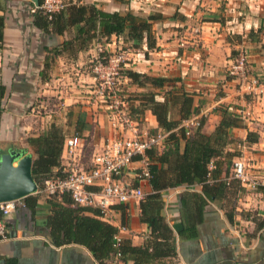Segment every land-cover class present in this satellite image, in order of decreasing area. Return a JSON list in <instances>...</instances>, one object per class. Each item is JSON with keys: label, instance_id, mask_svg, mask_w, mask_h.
Wrapping results in <instances>:
<instances>
[{"label": "crops", "instance_id": "1", "mask_svg": "<svg viewBox=\"0 0 264 264\" xmlns=\"http://www.w3.org/2000/svg\"><path fill=\"white\" fill-rule=\"evenodd\" d=\"M0 1L3 6L0 82L4 86L0 145L4 149H24L32 159L34 154L26 138L54 124L63 140L76 134L80 141L72 158L64 156L62 141L60 168L88 166L93 153L114 135L103 104L92 94L90 64L99 46L109 55L121 52L125 69L168 78L164 89L186 92L192 99L190 116L202 118L204 133L214 129L220 109H231L241 126L230 129L238 141L224 149L237 155L219 160L217 176L229 178V165L238 156L244 159L250 172L264 175V94L257 98L239 96L227 72L230 57L243 45L250 71L264 84V0H71L94 3L107 12L129 10L141 17L158 12L169 23L159 20L153 24L156 35L153 50H146L145 45L130 48L120 36L112 34L102 44L92 41L86 49L51 54L47 61L44 48L57 46L70 33H46L33 26L32 9L26 0ZM174 12L178 18L172 17ZM159 24L168 26L157 30ZM123 82L131 96L144 90L127 80ZM164 89L156 95L157 100H162ZM168 112L170 118L178 119L177 108H169ZM138 116V130H161L148 109ZM247 131L257 135L256 142H244ZM156 149L161 151L162 144ZM136 166L137 163L129 165L122 179L138 184L144 194L150 188L146 181L135 180ZM260 187L263 186L249 191L236 185L230 197L232 204L227 207L228 210L233 205L231 223L219 201H205L197 207L183 199L184 192L198 194V184L161 191V213L175 237V254L161 260L163 264H264V190ZM35 195L34 208L26 206L24 198H20L23 205L3 217L5 236L0 238V257L7 264H98L80 244L56 245L49 240L45 219L50 208L46 196L35 192L27 196ZM182 199L187 202L183 208ZM83 214L91 215L89 211ZM138 214L137 203L128 201L111 205L106 216L99 219L117 227L118 238L142 246L149 228L139 221ZM182 215L193 220V231H187L190 221ZM182 227L185 236L176 232ZM115 264L132 261L117 260Z\"/></svg>", "mask_w": 264, "mask_h": 264}, {"label": "trees", "instance_id": "2", "mask_svg": "<svg viewBox=\"0 0 264 264\" xmlns=\"http://www.w3.org/2000/svg\"><path fill=\"white\" fill-rule=\"evenodd\" d=\"M27 2L32 9L33 26L46 33L59 35L64 31L70 33L57 46L44 48L46 50L44 61H47L51 54L56 55L61 51L71 53L73 49H86L92 41L102 44L112 34L120 36L130 48L145 45L146 50H153L156 48L153 24L164 18L158 12H150L145 17L135 15L129 10L107 12L94 3H78L71 0H64L62 9L48 15L34 7L30 1ZM0 10H3L1 1ZM175 15L177 16L176 12L172 17ZM2 28L1 14L0 47ZM98 54L108 56L105 51ZM102 62L105 63L106 59H102ZM121 72L129 83L144 89L125 97L129 117L140 121L138 115L148 109L157 125L167 133L161 151L158 152L156 147H151L145 152L149 161V177L146 182L150 191L143 194L137 205L138 219L148 225V236L142 246L132 245L128 239L123 238H118L116 241L117 227L100 220L101 214L97 208L73 205L69 195L62 193L45 199L50 208L45 219L48 237L56 245L71 242L84 246L98 264H111L110 259L113 260L116 253H118L117 259L122 263L130 260L132 264H163L161 260L175 254L174 233L161 213L163 205L161 191L164 189L177 185L198 184L200 192L198 194L184 192L183 199L194 203L197 207L204 205L205 201L217 200L224 208L223 214L226 220L232 222L233 205L228 210L227 207L232 204L230 197L234 194L236 185L237 188H242L236 179H220L217 176V165L219 160H228L237 155L224 148L227 144L238 141L230 134V129L241 126V123L232 111L224 108L220 109V119L210 133L201 130L202 118H200V126L185 134V130L179 127V124L190 116L192 99L186 92L175 88L164 89V85L169 81L165 77L131 69H123ZM161 89H164L163 98L157 100L156 95ZM3 96L4 86L0 82V114ZM131 100H136L137 103L133 104ZM173 107L177 108L178 119L169 116V108ZM256 140L255 133L246 132L244 142L252 143ZM62 141L63 135L54 124L40 134L26 138L30 152L34 154L30 173L37 185L46 178L61 175L59 162ZM180 142H182L181 146ZM54 168L55 171H52ZM260 188L264 190V186ZM23 198L26 206L34 208L36 195ZM183 199L180 200L182 208L187 204ZM84 211H89L91 215L83 214ZM182 218L190 221L187 231H193V220L183 215ZM176 232L178 235L186 234L184 227ZM6 261L0 257V264H7Z\"/></svg>", "mask_w": 264, "mask_h": 264}, {"label": "built area", "instance_id": "3", "mask_svg": "<svg viewBox=\"0 0 264 264\" xmlns=\"http://www.w3.org/2000/svg\"><path fill=\"white\" fill-rule=\"evenodd\" d=\"M63 6L64 0H40L34 7L49 15ZM101 52L103 50L98 46L97 55L90 64L94 83L92 94L103 104L114 135L103 143L100 150L93 153L86 168L61 169V175L46 178L37 185L35 193L46 197L65 193L69 195L73 205L95 207L104 217L111 205L128 201L137 203L143 197L141 187L123 180L122 176L129 165L137 163L134 178L137 183L145 182L149 177V161L145 152L151 147L160 146L167 133L162 130H138L137 121L132 120L127 113L126 94H123L122 88L123 81L127 78L120 72L123 67H117L120 60L124 66L123 54L118 52L114 56L105 57L99 56L98 53ZM247 56L245 46L240 45L230 57L227 72L232 77L239 96L250 95L257 98L264 94V84L250 71ZM102 59H106V62L103 63ZM198 126L200 121L197 115L189 116L179 124L185 134ZM79 142L76 134L63 140V153L66 158L74 156ZM229 178L236 179L241 188L249 191L264 186V175L250 172L240 156L231 161ZM19 199L0 201V238L5 236L2 219L16 206L23 205ZM115 238L117 241L118 237ZM117 257L118 253L114 255L111 264L117 262Z\"/></svg>", "mask_w": 264, "mask_h": 264}, {"label": "water", "instance_id": "4", "mask_svg": "<svg viewBox=\"0 0 264 264\" xmlns=\"http://www.w3.org/2000/svg\"><path fill=\"white\" fill-rule=\"evenodd\" d=\"M34 6L38 0H27ZM31 156L24 149L0 145V201L23 198L35 192L37 184L30 173Z\"/></svg>", "mask_w": 264, "mask_h": 264}, {"label": "rangeland", "instance_id": "5", "mask_svg": "<svg viewBox=\"0 0 264 264\" xmlns=\"http://www.w3.org/2000/svg\"><path fill=\"white\" fill-rule=\"evenodd\" d=\"M176 18H178V16H176ZM160 22H162V23H169V21L168 20H163V21H160ZM164 25V24H163ZM168 26V25H167ZM167 26H162V24H161V26H160V24H159V26L156 28L157 30L159 29V28H162V27H167ZM118 52H116V53H113L112 55H109V56H114L115 54H117ZM121 61L122 60H120L118 63H117V67H123V69H124V66H122L121 65ZM123 61H125V60H123ZM122 70H120V72H121ZM122 88H123V94H128V95H126V96H131V92H128V91H126L125 89H126V87H125V84H124V82H123V84H122ZM134 93V92H133ZM125 96V97H126ZM103 109H104V111H105V108H104V106H103ZM231 164V163H230ZM229 167H230V165H229Z\"/></svg>", "mask_w": 264, "mask_h": 264}]
</instances>
